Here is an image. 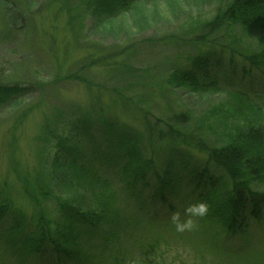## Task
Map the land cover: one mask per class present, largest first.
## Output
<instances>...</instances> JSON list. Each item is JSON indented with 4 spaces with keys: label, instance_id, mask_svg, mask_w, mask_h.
<instances>
[{
    "label": "trees",
    "instance_id": "trees-1",
    "mask_svg": "<svg viewBox=\"0 0 264 264\" xmlns=\"http://www.w3.org/2000/svg\"><path fill=\"white\" fill-rule=\"evenodd\" d=\"M141 1L93 4L113 17ZM220 1L214 15L189 39L201 47L181 69L163 76L162 83L171 91L187 86L201 93L219 90V79L228 78L248 88L229 91L228 99L212 106L203 123L191 130L165 123L169 136L164 141L140 106L137 111L144 114L136 130L116 119L78 120L79 139L55 138L49 170L42 168L32 177L18 174L36 207L34 213L27 216L13 208L4 192L6 184L0 182V264L5 257L7 264H127L129 255L151 264L149 255L178 239L191 243L203 264H219V256L236 264L226 242L264 226V101L253 102L264 99V0ZM236 26L239 33L233 31ZM244 38H254L255 44ZM127 67L116 75L123 79ZM29 87L0 83V101L13 97L9 103L15 107ZM31 109L22 108L15 120L23 121ZM206 123L213 128L207 130ZM58 171L63 179L69 172L68 180L84 187L95 208L82 210L61 200L62 218L52 226L39 198L51 194L47 184ZM197 200L208 203L207 215L194 218L191 230L177 232L172 212L183 214ZM253 260L264 264V253L257 252Z\"/></svg>",
    "mask_w": 264,
    "mask_h": 264
},
{
    "label": "rangeland",
    "instance_id": "rangeland-1",
    "mask_svg": "<svg viewBox=\"0 0 264 264\" xmlns=\"http://www.w3.org/2000/svg\"><path fill=\"white\" fill-rule=\"evenodd\" d=\"M220 4V0H142L130 11L111 17L97 10L93 0H0V83L31 88L15 107L9 103L13 97L0 101V182L6 184L4 192L13 208L27 216L36 211L18 174L32 177L42 168L49 170L56 154L55 138L79 139L78 120L116 119L117 124L136 130L144 114L137 111L140 106L164 141L169 136L165 123L191 130L203 123L212 106L228 99L229 91L246 90V83L228 78L219 79V90L201 93L187 86L171 91L162 83L163 76L181 69L201 47L189 39ZM233 31L239 33V28ZM177 37L181 41H175ZM246 41L255 44L254 38ZM123 65L128 72L122 79L116 72ZM263 101L253 99L258 104ZM30 106L25 119L16 121L20 110ZM67 174L63 179L58 171L54 182L47 184L51 194L39 198L52 226L62 218L61 200L82 210L95 208L84 187L68 180ZM241 238L226 242L233 263L257 264L255 254L264 253V226H254ZM169 243L149 255L151 264H203L191 243L182 239ZM217 260L230 264L227 256ZM127 264L141 262L129 255Z\"/></svg>",
    "mask_w": 264,
    "mask_h": 264
},
{
    "label": "clouds",
    "instance_id": "clouds-1",
    "mask_svg": "<svg viewBox=\"0 0 264 264\" xmlns=\"http://www.w3.org/2000/svg\"><path fill=\"white\" fill-rule=\"evenodd\" d=\"M208 211V203L205 200H197L185 207L183 214L179 210L173 211L171 214V222L174 224L177 232L191 230L195 227L194 218L204 217Z\"/></svg>",
    "mask_w": 264,
    "mask_h": 264
}]
</instances>
